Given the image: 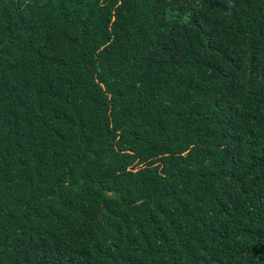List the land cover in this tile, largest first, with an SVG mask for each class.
I'll use <instances>...</instances> for the list:
<instances>
[{"label":"trees","instance_id":"1","mask_svg":"<svg viewBox=\"0 0 264 264\" xmlns=\"http://www.w3.org/2000/svg\"><path fill=\"white\" fill-rule=\"evenodd\" d=\"M0 264H264V0H0Z\"/></svg>","mask_w":264,"mask_h":264}]
</instances>
